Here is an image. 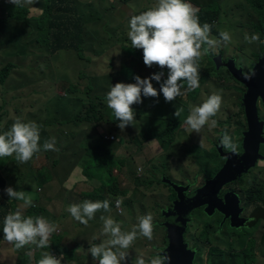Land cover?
Here are the masks:
<instances>
[{
  "label": "rangeland",
  "instance_id": "obj_1",
  "mask_svg": "<svg viewBox=\"0 0 264 264\" xmlns=\"http://www.w3.org/2000/svg\"><path fill=\"white\" fill-rule=\"evenodd\" d=\"M77 1L80 10L86 11L85 18L89 21L84 26L83 53L86 58L82 60L78 59L74 52L62 51L50 56L45 47H39L36 42L39 36L38 19L34 17H37L40 10L38 12L33 10L40 9L41 2L30 0L23 3L25 8L30 9L29 20L27 24H18L19 27L14 31L15 38L10 39L1 33L3 30L0 26V70L10 60L17 61L18 64L12 74L0 83V133L9 130L17 117L24 122L35 121L40 127V151L27 163H21L15 154L0 157V172L7 180L11 174L22 169V174L12 178L31 183L30 187L34 189L35 195L29 194L32 196L33 204L27 206L20 203L18 209L22 215L36 207L45 208L47 199L63 198L64 193L61 189L55 190L56 180L52 181L53 174L56 179L68 176L66 173H71L75 166L71 176L74 178L73 183L84 184L79 186L80 192L86 191L89 194L93 190L101 189L98 194L103 193L110 204L117 199L129 202L128 207H122L123 211L118 216L112 209L110 212L101 210L86 227L81 223L76 226L77 230L84 232L87 247L107 239V236L102 235L103 226L99 223L102 221L101 215L112 216L121 224L123 231H130L138 223L137 218L140 216L151 213L153 218L158 217L159 220L153 219V239L138 237L132 244L134 249L126 250L128 255L122 264H134L137 256L142 255L148 260L158 252L162 253L167 226L166 218L163 219V223L160 222L159 212H169L173 208L174 197L177 196L173 194L175 184L186 187L185 194L190 193L203 186L224 166L226 160L219 155L218 150L231 151L220 145L224 132H227L237 145L236 153L241 154L242 134L248 130L243 107L246 89L243 85L225 78L228 76L227 69L222 66V72H219L221 66L214 69L212 62L218 52H223L229 59L235 57L232 61L236 68H241L243 73H249L263 48L264 39L258 30L263 14L260 15L256 8L251 9L246 0H189L196 9L203 8L202 11L215 4L219 9L215 21L205 22L202 18L205 19L207 16H201L199 22L202 25L204 23L212 25L210 38L219 39L221 31H228L231 41L227 45L221 43L200 58L199 78L204 77L202 81L199 79L198 88L189 91L187 82H180L183 85L182 94L173 101L180 100L181 103L169 102L166 104L167 112L160 108L163 103L162 93L158 98L142 95V103L132 106L135 111L133 125L126 126L121 131L117 126L119 121L107 107L106 94L111 85L114 86L118 82L134 83L133 71L142 78L159 72L156 65L149 68L144 64L143 50L132 48L127 36L130 18L148 10L156 0H100V3H97L98 0ZM93 1L96 7L100 8L112 3L114 8L118 9L122 4L126 11L122 12L124 18L120 20V25L114 23L116 18L98 20L90 15L87 9ZM11 4L9 0H0V25ZM98 10L103 15L109 13L108 9ZM214 13L215 11H210L208 15ZM246 33L249 36L259 34V42L247 43L244 39ZM11 52L16 53L18 59H12ZM260 58L261 55L258 61ZM207 70L211 72L214 70L221 74L222 78L213 73L205 75ZM161 71L164 75L160 83L165 80L164 76H167L168 70L164 68ZM154 82L160 87V83L153 80L152 83ZM88 84L93 87V96L90 99L84 94ZM236 88L241 90L244 88V91L239 92ZM213 92L222 95L220 110L212 118L217 121L216 127L210 128L205 125L200 133L192 132L184 124L189 105L201 104ZM180 107L184 111L176 118L173 113ZM257 113L259 120L263 122L264 134L263 102L257 103ZM164 119L180 123L176 131H171L165 137L167 140L171 134L174 135V141L168 146L161 144L148 130L150 125H158ZM43 124L46 125V132L43 131L45 129ZM167 127L171 129L173 125L169 124ZM105 135L115 136L118 141L116 138L106 141ZM50 137H55L56 151L43 149L44 142ZM74 142L78 152L73 145ZM261 149L259 153L264 156V146ZM60 154H63V161H59ZM90 154L94 155V159H91ZM72 155L75 159H71ZM95 158L101 168L93 169L92 173L100 172L95 174L92 180L86 179L81 169L85 162L95 161ZM110 178L116 179L114 189L116 193L111 189ZM136 179L141 185H136ZM36 181L52 182L37 188ZM259 184L264 185V159L259 160L241 180L229 186L230 190H236L244 199L247 193ZM5 186L1 188L0 194ZM121 191L127 193L124 198L117 193ZM88 194L86 196L80 194L79 197L83 201L93 200ZM242 205L243 217L247 218L254 204L250 203L245 207L242 201ZM195 214L198 215L193 220ZM187 226L184 241L188 248L195 251L193 264H237V257L240 254L247 255L252 252L257 260L254 264H264L262 223L254 227L247 225L234 228L220 215L207 216L202 208L198 213L191 215ZM54 244L53 246H61L59 241H55ZM0 245V264L3 261L4 264H22L21 261H25L22 250L27 248V245L18 250L13 249V244L7 241L0 242ZM25 257L28 261L27 254ZM78 257H83L80 252ZM72 260L73 264L78 263L75 257ZM95 262L98 264V261Z\"/></svg>",
  "mask_w": 264,
  "mask_h": 264
},
{
  "label": "clouds",
  "instance_id": "obj_2",
  "mask_svg": "<svg viewBox=\"0 0 264 264\" xmlns=\"http://www.w3.org/2000/svg\"><path fill=\"white\" fill-rule=\"evenodd\" d=\"M9 2L23 6L24 2L30 0H9ZM197 13L198 9L189 0H156L148 10L130 18L127 36L132 48L143 50V62L147 67L156 65L161 69L167 68L168 72L167 79L162 83L160 82L164 73L161 71L144 79L137 75L134 77L135 83L118 82L114 86L111 85L106 94V103L114 113L115 119L119 121L117 126L121 131L126 126L133 125L135 111L132 106L142 103V95L158 98L162 93L165 101L171 102L182 94L181 81L187 82L189 91L198 88L200 58L221 43L227 45L231 41L228 31H221L219 39L210 38L212 25L208 23L201 25ZM244 39L247 43H253L259 42L260 37L259 34L249 36L246 33ZM204 45L207 47L202 49ZM245 78L251 79V75ZM153 80L160 83L159 91L153 86ZM221 104L222 95L213 92L201 104L189 105L188 115L184 120L185 126L196 133H200L205 125L215 128L217 121L212 118L219 112ZM183 111L182 107L177 108L173 115L179 118ZM108 137V135L104 136V140L111 141ZM39 140L38 124L35 121L24 122L17 117L9 130L0 133V157L15 154L21 163H27L40 151ZM55 143V137H50L44 142L43 149L56 151ZM220 145L233 153L237 151V145L227 132L222 134ZM201 146L202 140H200ZM262 157L264 159V156ZM5 192L10 200L23 201L27 206L33 204L32 196L23 190L17 191L9 186ZM122 202V199H117V208ZM101 210L111 211L109 200H85L67 207L71 216L83 225H87L89 220ZM100 219L103 221L102 235L108 238L99 244L91 245L88 249L93 260L98 261V264H122L128 255L126 250L138 237L153 239L154 218L151 213L138 217V223L130 231H123L121 224L110 215H101ZM57 227L43 216H24L18 209L4 218V239L14 244L17 249L28 244H35L42 249L49 248L50 236ZM42 257L38 264H61V258L50 252H44ZM169 260L168 255H161L158 252L148 260L142 255L137 256L134 264H168Z\"/></svg>",
  "mask_w": 264,
  "mask_h": 264
},
{
  "label": "trees",
  "instance_id": "obj_3",
  "mask_svg": "<svg viewBox=\"0 0 264 264\" xmlns=\"http://www.w3.org/2000/svg\"><path fill=\"white\" fill-rule=\"evenodd\" d=\"M36 1L42 3L41 8L39 9L40 13L37 15V17H34V19H38L37 28H38L39 36L36 38V42L38 43L39 47H45L47 50V54H49L50 56H53L58 52L64 51V52L76 53L78 59H80V60L86 58L84 53H83V45H84L83 34H84V26L89 21L87 20V18H85L86 11L82 12L80 10V8L78 7V4H79L78 1L77 0H36ZM246 1L248 2L251 9H252V7L256 8V10L259 12L260 15L263 14L262 0H246ZM97 3H100V0H98ZM122 6L123 5L121 4V5H119L118 9H115L114 6L112 5V3H108L105 8H100V7H96L95 2L93 1L89 4L87 11L90 15L95 16L98 20H105L106 18H109L112 20V19L116 18L117 20L115 19L116 22H114V23L116 25H120V23H121L120 20L121 19L123 20V18H124V14H122V12L126 11V8H122ZM9 7L10 8H8V11L5 15L3 23L0 26L3 30V32H1V33L6 34L8 37H10V39H12V38L16 37V35L14 34V31H16L17 27H19L18 24L19 23L20 24H22V23L27 24L28 23V20H29L28 15L30 13V9L25 8L24 5L18 6V5H15L13 3ZM208 8L209 9L205 10V11H202L203 8H200L198 10L197 15H198L199 19L201 16H207V17H205V19L204 18H202V19L205 20V22L209 23V22L215 21V19L217 18L218 14H219V9L215 4L209 5ZM98 9H104V11H107L106 9H108L109 13H104V15L100 14V11ZM112 9H113V11H111ZM210 11H215V13L212 14L211 16H209L208 13ZM36 12H38V11H36ZM200 24L202 25L201 22H200ZM258 30L261 32V36L264 39V35H263L264 27H263V23H262V18H261V22H260V28ZM41 33H43V35ZM203 48H204V46H203ZM11 55H12V59H18L16 53L11 52ZM260 55H261V53L256 57V59H257L256 63L258 62V58ZM16 62L17 61L10 60L0 70V83H3L5 81V79L8 77V75L12 74L13 69L16 68L18 65ZM213 64L215 65L214 62H213ZM253 66H254V64H253ZM252 69H253V67H251V70ZM157 71H159V72L161 71V68H159L158 66H157ZM209 73H213L218 78H222V75L219 73H216L214 70H213V72H211V70H207L205 75H207ZM249 73H245V74H249ZM135 74H136V72L134 74H132V77H135L137 75V74L136 75ZM203 77L204 76L200 77L199 79L202 81ZM164 79H167L166 75L164 76ZM235 82H237V81H235ZM199 83H200V81H199ZM236 90L241 92V91H244V88H242V90H241V88H236ZM84 94L87 95L89 99L93 96V87L90 84H88L86 86ZM151 98H153V97H151ZM161 99H163V103H162L160 108L168 112L166 104H168L169 102H166L163 96L161 97ZM171 102L181 103L180 100L171 101ZM241 108H243L242 104H241ZM91 118L94 119V116H92ZM169 124L173 125V127L171 129H169L167 127ZM163 125H165L166 127L163 128L162 127ZM179 125H180V123L178 121H173L170 119H164L158 125H150L148 127V130H149V133L152 136H154L156 139H158L161 144L168 146L169 144H171L174 141V135L171 134L167 140H165V137L168 136L169 133H171V131H176L179 128ZM43 127L45 128L43 131L46 132L47 131L46 125L43 124ZM47 134H48V132H47ZM263 138H264V134H263ZM73 145L75 146V148L78 152L79 150H78L75 142ZM263 146H264V142H262L260 144V149ZM90 157H91V159H94L93 154H90ZM71 159H75L74 155H72ZM59 161H63V154H60ZM95 168H101L99 163H97L96 158H95V161L90 160L89 162H85L83 165V168L81 169V173L86 179L92 180L94 178L93 176H96L95 174L100 172V171H97L93 174L92 170ZM108 168H110V166ZM68 177L69 176H64L62 178L56 179L54 174H53V180L52 181L56 180V187H59L60 185H62V183L64 181H66V179ZM62 179H63V181H62ZM110 179H111V189L116 193V191L114 190L116 188V185H115L116 179L115 178H110ZM52 181H46V182L36 181V185H38L37 188H40V186H42L43 184L45 185V184H48ZM149 182H151V181H149ZM135 183H136V185H141V182L137 179L135 180ZM74 184L75 185H74L73 190H76L77 192H79V195L81 194V195L86 196L88 194V192H86V191H84V192L79 191V186L84 185L83 183L76 182ZM4 185H5L4 178L0 174V188L3 187ZM263 186H264L263 184H259L257 187H255L253 190H251L249 193H247V196L244 199L241 196L239 197L240 201L241 202L243 201L245 207H247L250 203L254 204V206L250 210V214L246 218L247 220H249L247 225H250L252 227H254V225L257 226L258 223H262L264 225V189H263ZM99 190H101V189L93 190L92 192H89L91 197H93L92 199H96V200L107 199L108 200V198H106V196L103 193L98 194ZM117 193L122 195V198H124L127 194L124 191L117 192ZM173 194L176 196V193L174 191H173ZM174 199H175V201H174V203H175L178 200L177 196L174 197ZM172 201L173 200H171V202ZM174 203H173V207H174ZM128 204H129V202L123 200L121 206L126 208V207H128ZM112 205H113V202H112V204H110L111 209H112ZM16 210H18V207H12L11 205H9L8 202L0 199V238H1V235L3 234L4 218L6 217L7 214H9L10 212H15ZM40 210H41L40 208L30 209V210L26 211L24 216L37 217L38 215L42 214V211H40ZM169 212H166V211L162 212V213L159 212L160 216L159 215H157V216L161 217V219H160L161 223H163V219L166 218V215H168ZM247 225H245V226H247ZM239 236H241V235H239ZM263 236H264V234H263ZM190 250L195 253L194 249H190ZM55 252L61 253L66 260L73 259V256L69 252H67L66 250H63V248H61V246H56ZM161 255H164V252H162ZM237 259H238L237 264H254L255 261H257L254 258L253 252L251 254H247V255L240 254L237 257Z\"/></svg>",
  "mask_w": 264,
  "mask_h": 264
},
{
  "label": "water",
  "instance_id": "obj_4",
  "mask_svg": "<svg viewBox=\"0 0 264 264\" xmlns=\"http://www.w3.org/2000/svg\"><path fill=\"white\" fill-rule=\"evenodd\" d=\"M262 9L264 27V0H262ZM213 62L217 67H225L230 76L245 87L243 107L248 130L242 134L240 155L232 151L223 153L220 149L218 150L219 155L225 158V164L203 186L187 194H185L186 187L174 186L173 190L178 200L166 215L167 232L165 249L162 251L164 255L170 257L168 264H193L194 252L187 248L183 239L187 223L198 208L204 207L207 216L213 215L215 211L222 214L234 228L248 224L249 220L240 217L242 208L237 195L231 191L224 193L222 197L220 194L223 187L241 180L258 160L263 159L259 153L260 144L264 142L263 122L258 117L257 103L259 101L264 103V42L261 58L249 74L243 73L241 68H236L232 60L223 62L218 56L213 59ZM247 75H251V79H246Z\"/></svg>",
  "mask_w": 264,
  "mask_h": 264
},
{
  "label": "crops",
  "instance_id": "obj_5",
  "mask_svg": "<svg viewBox=\"0 0 264 264\" xmlns=\"http://www.w3.org/2000/svg\"><path fill=\"white\" fill-rule=\"evenodd\" d=\"M33 11H39V9H34ZM254 52H256V51L254 50ZM220 54L222 55V57H227L223 52H218L216 57L220 56V58H221ZM214 58L215 57H213V59ZM234 58L235 57L230 58L228 60H234ZM135 72L136 71H133V73H135ZM136 74L138 76H140L137 72H136ZM142 79H144V78H142ZM134 83H135V80H134ZM153 86L155 88L157 87L156 89L160 88L155 82L153 83ZM75 168H76V166H75ZM72 171H71V173H72ZM22 173H23V170L21 169L20 171H17L16 173L11 174V177L8 178L7 180H6V176L1 173V175L5 179V185L6 186L0 194V199L8 202L9 205H11L12 207H19V204L23 203V201L14 200V199L10 200L9 196L7 194H4V193H6L5 189L7 187L11 186L14 188V190H17V191L23 190L27 193H30V194L32 193L33 195H35L34 189L30 187L31 186L30 183H28L22 179L14 180L12 178V177H14L18 174H22ZM71 173H69V172L66 173L69 177L59 187H56V184H54L55 190H56V188H59V189H61V192L64 193L63 198L56 197V199H53V198H51L49 200L47 199L45 208L41 206L40 211H42V214H40L39 216H43L49 222L54 223L58 226L57 230L54 233H52L50 236L49 248H43L42 249V248H38L35 244H28L27 248L22 250V252H24L23 256L25 259V261H23V262L21 261L22 264H34V263L38 264L39 259L43 258L42 254L44 252H50L51 254H53L54 256H56L58 258L60 257L61 258V264H73L74 260H72V259L66 260L61 253L55 252L56 246H53V245H55L54 244L55 241H59L61 243V248H63V250H66V251L69 250V253L73 256V258L75 257V259H77L76 260V261H78L77 264H96V262L93 260V257L91 256V253L88 252V249L90 246H88V247L86 246V239L84 236V232H81V231H79V229L78 230L76 229L77 228L76 226L79 225L80 222L76 221L71 216V214L67 211V207L69 205H71L73 203H82L83 202V200H81V197H79V192H77L76 190H73L74 185H75L74 183H76V182L73 183L74 178L71 176ZM62 181H63V179H62ZM176 186H181V185L177 184ZM1 188H0V190H1ZM4 197H6V199H4ZM92 201H96V199H93ZM155 218L157 220H159L158 217L155 216ZM100 221H101V219H100ZM99 223H101L103 226V221H101ZM83 226L86 227V225H83ZM0 242L1 243L6 242V240L4 239V233L1 235ZM12 248L15 250H18L17 248H15L14 244L12 245ZM131 249H134L132 247V245L127 250L131 251ZM79 252L81 253V255L83 257H78ZM26 254L28 255V261H26V257H25ZM73 254H75V256ZM32 257L34 258L33 260H32ZM92 261H94V262L92 263ZM2 264H4V261L2 262Z\"/></svg>",
  "mask_w": 264,
  "mask_h": 264
},
{
  "label": "flooded vegetation",
  "instance_id": "obj_6",
  "mask_svg": "<svg viewBox=\"0 0 264 264\" xmlns=\"http://www.w3.org/2000/svg\"><path fill=\"white\" fill-rule=\"evenodd\" d=\"M221 55V54H220ZM221 59H222V61L223 62H227V60L229 59V58H227V57H222V55H221ZM212 67H214V69H216V65H214L213 64V62H212ZM221 68H222V66L219 68V72H222L221 71ZM227 77H225V78H227V79H231L232 81H234V79L230 76V74L228 73V71H227ZM223 153H225V152H223ZM233 183H235V182H233ZM230 184H228V185H226L225 187H223V189H222V191H221V194H220V197H222L223 195H224V193H226V192H228V191H231V192H233V193H235L236 195H237V197H238V199H239V197H240V195L238 194V192L236 191V190H234V189H231L230 190V186H229ZM239 201H240V199H239ZM240 207L242 208V210H241V214H240V217H243V212H244V206L242 205V202L240 201ZM202 208H204V207H200V208H198L196 211H194V213H198ZM193 213V214H194ZM198 214H195V215H193V220L195 219V217L197 216ZM214 215H220L223 219H225V220H227L228 221V219H226L222 214H220V213H218V212H214L213 213V215H211V216H214ZM244 218V217H243ZM246 219V218H245ZM228 225H229V221H228ZM188 227V226H187ZM186 231H187V228H186ZM186 231H185V234H184V239H185V235H186ZM183 239V240H184ZM184 243H185V241H184ZM186 245H187V243H185ZM187 248H188V245H187ZM162 249H165V247L164 248H162ZM190 249V248H189Z\"/></svg>",
  "mask_w": 264,
  "mask_h": 264
},
{
  "label": "built area",
  "instance_id": "obj_7",
  "mask_svg": "<svg viewBox=\"0 0 264 264\" xmlns=\"http://www.w3.org/2000/svg\"><path fill=\"white\" fill-rule=\"evenodd\" d=\"M112 139L115 140V138L112 137V136H109V137H108V140H112ZM112 210H113V212H115V214H116L117 216H118L119 214H121L122 211H123L121 205L119 206V208H117V206H116V201L113 202Z\"/></svg>",
  "mask_w": 264,
  "mask_h": 264
}]
</instances>
